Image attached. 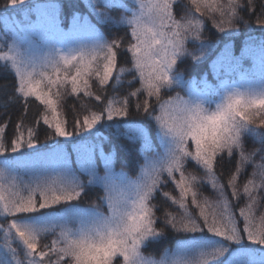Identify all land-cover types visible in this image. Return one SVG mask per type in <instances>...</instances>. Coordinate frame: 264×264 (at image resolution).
I'll return each mask as SVG.
<instances>
[{
	"label": "snow or ice",
	"instance_id": "1",
	"mask_svg": "<svg viewBox=\"0 0 264 264\" xmlns=\"http://www.w3.org/2000/svg\"><path fill=\"white\" fill-rule=\"evenodd\" d=\"M7 4L22 6L25 0H7ZM93 8L101 23H126L130 32L67 53L57 49L49 53L39 72L16 50L15 43L9 51H0V61L15 71L12 100L21 113L15 123L6 113L0 120V156L35 149L60 169L51 179L23 186L13 181L6 186V170L0 168V264H264V214L257 215L258 205L264 209V195H260L264 193V86L244 91L225 86L215 107L207 92H193L188 98L178 92L172 95L185 83L177 67L181 57L199 61L212 46L202 40L206 25L210 22L225 35L254 26L264 32V0H134L131 4L100 0ZM44 23L37 20L32 27L39 29ZM46 23L51 30H60L55 18ZM77 24L74 18L73 26ZM196 41H200L199 47L190 51L188 44ZM249 51L254 49L249 47ZM258 54L264 65V40ZM125 57H129L125 61L129 68L118 64ZM243 57L244 53L235 57L225 45L219 59L239 66ZM49 68L51 71L45 70ZM72 70L74 74H70ZM126 71L132 77L127 80L129 91L117 106L108 93L118 89H109V84L115 76V84L120 85ZM202 86L208 87L206 82ZM65 93L81 101L72 106L71 123L60 111ZM93 101L100 103L94 105ZM131 109L145 122L157 121L170 146L164 158L150 161L139 181L130 182L134 198L113 200L112 169L107 161L104 175L97 172L105 156L103 139L93 142L89 137L98 136L97 125L111 128L109 122L129 117ZM33 112L30 119L28 114ZM41 130V147L51 145L48 153L37 149ZM131 134L147 143L143 127L132 128ZM60 137L71 140L76 169ZM249 138L251 149L246 146ZM225 158L234 161V168L226 182H221L217 165ZM189 162H195L203 176L188 173ZM248 168L251 178L246 177ZM78 172L87 173L90 179L82 181ZM93 181L103 183L108 191L89 211L77 202L87 195L85 189ZM169 181L178 189V197L164 190ZM205 181L218 191L214 204L199 199L198 186ZM158 197L183 211L158 217L159 209L152 203ZM105 201L111 215L100 211ZM189 204L199 209L198 216L189 210ZM56 205L64 209L62 217L53 215ZM160 219L164 228L211 236L185 240L171 258L156 260L146 256L144 248L146 242L163 235L164 228H157ZM49 236L54 238L49 240Z\"/></svg>",
	"mask_w": 264,
	"mask_h": 264
},
{
	"label": "trees",
	"instance_id": "2",
	"mask_svg": "<svg viewBox=\"0 0 264 264\" xmlns=\"http://www.w3.org/2000/svg\"><path fill=\"white\" fill-rule=\"evenodd\" d=\"M47 0H35V3H44ZM58 4L59 15L62 20V25L64 27H68L72 20L78 16H82L86 18L88 22L96 28L102 35L101 38L106 40H112L116 36L124 37L125 32H130V27L124 23L120 24H108L101 23L99 18L96 15V12L93 8L94 4H98L100 0H55ZM126 3L128 0H125ZM32 1H27L22 6L11 7L7 4V0H0V34L5 35L6 27L10 24L13 25L16 20L22 18L24 10L27 15L34 17V9L31 10ZM28 4V5H27ZM100 11L109 12L106 8H100ZM122 12V10H121ZM111 15L115 16V12H111ZM203 40L207 43H211L212 46L206 50V55L201 58L199 61H193L191 58H186L177 63V67L182 73V78L186 85L188 83H192L197 89H200L203 92H207V96L209 100L215 99V95L213 91L219 89L220 81L225 76H222L218 71V61L221 62L222 59H219L221 56V52L224 50L225 45L232 51V54L235 56H239L240 53L245 50L249 51V47L254 49L251 52L258 53V47L262 40H264V32L259 29V26H254L253 29H238L234 35H225L224 33H219L218 30L212 26L209 22L206 25L203 34ZM5 40L0 37V51H6L8 48L9 38L5 37ZM255 43H252V42ZM192 49H196L199 45L195 43H189ZM215 46V47H214ZM130 57V54H129ZM125 57L121 60H118L119 66H123L125 68L131 67L130 64H127L125 61L129 58ZM4 61H0V84H6V87H0V120L5 118L4 113L8 117H10L15 123L17 117L21 114L20 107L12 100V93L14 90V85L16 83V76L14 69L11 68V65H4ZM244 68H242L243 70ZM132 79L130 73L127 71L121 77V84H115V76L113 80L109 84V89L113 86L118 89V92L109 91L108 97L109 99H114L117 102V106H119L118 101L122 96H126L129 87L127 85V80ZM94 82V81H93ZM206 82L207 88H204L202 85ZM135 83L136 87H140L139 83ZM189 85V84H188ZM187 85V87H188ZM134 90V89H133ZM183 94V90L180 86L176 87L174 91H172V95L175 96L176 93ZM87 98H85V101ZM81 101L72 96L71 94L65 93L63 98L61 99V109L62 113L67 114V118L69 123H71L72 119V106L78 105ZM94 105H98L100 102L93 101ZM34 111L36 110L35 105H33ZM92 110H96L93 107ZM131 115L129 117H117V122H109L112 124V127L109 128L107 126L97 125L99 129L98 136H90L89 139L95 142L96 140L102 138L103 143L101 145L104 153L113 157L114 162V170L117 172H122L128 175L129 177H136L140 174L141 167L145 161L146 156L149 152L143 148V141L140 139L133 138L131 136V129L136 126H140L144 128V131L154 138L156 132V122L154 119H151L150 122H145L143 120L142 115L137 117L135 115L134 109H131ZM29 118L31 119L34 115L33 113H29ZM150 123V126H149ZM103 124V122H102ZM131 126V127H130ZM96 132V129H93V133ZM60 142L64 141L65 138H58ZM44 144V134L43 130H41L40 140L37 143V147L40 149L39 151H43L46 147L50 146ZM246 146L251 149L253 147V143L251 138L246 141ZM258 147V145H256ZM41 147V148H40ZM37 148V149H38ZM22 154L24 152H29V149H21ZM71 153V152H70ZM150 152L149 154L151 155ZM72 158V167L76 169L77 165L75 163L76 155L74 152L71 154ZM192 165L197 170H201L199 166H197L193 162H189L186 165V168ZM234 168V161H229L225 158L224 161L217 165V174L220 176L221 182H226L229 173ZM98 170L105 171V168L102 164V160L98 163ZM252 169L248 168L246 172V177L251 178ZM82 181L88 180V177L83 172L77 173ZM177 179H179L177 174ZM244 182V178L241 179L240 183ZM259 183V181H257ZM165 191L172 192L173 195L179 196L178 189H175L174 184L169 181L168 184L164 186ZM87 195L82 198L80 202H77L80 207H90L96 203H99L98 197L105 196L104 189L97 184H89L85 189ZM242 191V189H241ZM198 192L200 193L201 198H207L209 204H214L217 201L218 191L213 189L211 184L205 181L203 184L198 186ZM204 193H209V196H205ZM260 195H264L261 193ZM232 199L231 197H229ZM152 203L159 209L156 212L158 217H163L165 212H172L173 214H177V212H182V209H179L177 205L171 203L170 200H165L163 197H158L152 201ZM243 203V201H241ZM104 205H102L103 207ZM57 210L56 213L59 212L62 207L60 205L54 206ZM194 216H198V210L195 208L189 209ZM264 214V209H261L258 205L257 215ZM3 221L0 220V223ZM157 228H164L163 219L157 221ZM207 237L206 233H186V232H177L170 228H164V233L162 236L157 237L150 243L146 244L144 248V254L146 256L151 257H160L162 254L168 249H174L178 245L182 244L185 240H191L193 237ZM52 236H49L48 239L51 240Z\"/></svg>",
	"mask_w": 264,
	"mask_h": 264
},
{
	"label": "rangeland",
	"instance_id": "3",
	"mask_svg": "<svg viewBox=\"0 0 264 264\" xmlns=\"http://www.w3.org/2000/svg\"><path fill=\"white\" fill-rule=\"evenodd\" d=\"M27 1H32L31 10L34 9V17L31 18V16L27 15L26 11L24 10L22 18L16 20L13 25L9 24L6 27L5 35L0 34V37H2L3 40H5V37L9 38L8 48L5 52L9 51L13 43H15L16 50H18V52L22 55L25 60H31L33 62L37 72L42 70V66L45 64L49 53L54 54L57 49L63 50L65 53H67L69 50L72 49H79L82 47L88 48L101 39L100 35L102 34L96 28H94L88 22V20H86V18H83L82 16L78 17L79 15L75 17V19L78 21L76 27L73 26V20L68 27H64L62 25V20L59 15L58 4L55 0H47L44 3H35V0H25V3H27ZM131 3H134V0H130L129 4ZM52 18H55L59 21V31H53L48 27L46 21ZM37 20L45 21V23L39 29L32 27V25H34ZM89 25L91 27H89ZM93 29H95V31H93ZM203 41L207 43L205 40ZM195 44L200 45V41H196ZM188 48L190 51L196 50L192 49L193 47H190L189 44ZM16 50L13 51V54H15ZM242 53H244V57L240 61L239 66H236L234 63H230L229 61L223 59L221 60V62L218 61V71L221 73L222 76L225 77L222 79V81H220L218 90H211L212 92H214V94L211 96H214L216 93L215 99L211 100L212 107H215V104L220 102L225 86L230 89H240L241 91L250 88L258 89L261 86H264V65L261 64L259 54L257 52L247 51L244 48L239 56H234L240 57ZM186 58L191 57H181L179 61ZM242 68L244 69L242 70ZM45 70L51 71L50 68ZM70 74H74V70H72ZM188 84V87L186 83L180 86L183 90V94H180V96L188 98L190 95L193 94V92H203L200 89H197L192 83ZM68 87H70V85ZM145 134L147 136V143H145L143 139H140L143 141V148L146 149L147 152L153 153H151V155L148 153L143 163V166L141 167L140 174H138L134 178L129 177L125 173L117 172L116 170H114L113 157L104 153L105 156L104 159H102V164L105 168V161H107L108 165L112 169V176L109 182L114 185L111 189V195L113 197V200L121 198H134V189L130 182L139 181L143 176V169L150 163V161L162 159L167 153V150L170 146V141L163 136V132L158 122H156V132L154 138H151L148 132H145ZM131 136L133 137L132 134ZM61 144H63L66 151L71 152V154L74 152V154L76 155L75 151H73L71 140H66L65 138V140L62 141ZM50 151L51 145L46 147L43 151L39 152L48 153ZM6 158L9 159L8 164L4 163ZM16 160H23L24 163H14L13 161ZM0 168L6 170L5 180L3 181L6 186H10L13 181H15L17 185L23 186L24 184L32 183L39 179H51L56 176L57 173L60 172V169L54 166L49 160H46L42 156L38 155L35 149H29V152H24L23 154L22 150H20L19 153H9L0 156ZM187 170L188 173H193L197 176H203L204 174L202 169L197 170L192 165H190ZM97 172L99 175L103 176L105 171L97 169ZM84 174H86L88 179H90L87 173ZM91 184L100 185L104 189L105 194L108 191L105 188V185L99 181H93V183ZM204 195L209 196V193H204ZM199 199L201 202H203L204 200V198L201 197H199ZM94 205H91L90 207L81 208L91 211L94 209ZM130 207L131 205H129V208ZM192 208H195V210H198L199 212V209H197L195 205L189 204V209ZM100 211L104 212L106 215H111V210L108 207L107 201L104 202V206L100 208ZM53 215L57 217H62L64 215V209L62 208L57 213L53 212ZM197 215H199V213ZM71 226L74 228L78 227V225ZM210 236L211 234H207V237ZM16 243L19 242H14V246ZM147 243L148 242H146V244ZM2 244L3 232L0 231V245ZM180 246L181 244L174 249L166 250L160 257L152 258L156 260H159L161 257L164 256H168L169 258H171L174 253H177L178 249H180ZM256 258L259 259V256H257Z\"/></svg>",
	"mask_w": 264,
	"mask_h": 264
}]
</instances>
